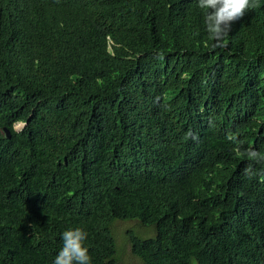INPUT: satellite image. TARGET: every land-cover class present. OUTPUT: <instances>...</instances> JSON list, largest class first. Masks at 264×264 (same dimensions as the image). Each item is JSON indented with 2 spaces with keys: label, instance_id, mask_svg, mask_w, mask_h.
<instances>
[{
  "label": "trees",
  "instance_id": "16d2710c",
  "mask_svg": "<svg viewBox=\"0 0 264 264\" xmlns=\"http://www.w3.org/2000/svg\"><path fill=\"white\" fill-rule=\"evenodd\" d=\"M194 2L0 0V264L76 227L118 264L116 222L140 264H264V3L220 48Z\"/></svg>",
  "mask_w": 264,
  "mask_h": 264
},
{
  "label": "clouds",
  "instance_id": "9594fccd",
  "mask_svg": "<svg viewBox=\"0 0 264 264\" xmlns=\"http://www.w3.org/2000/svg\"><path fill=\"white\" fill-rule=\"evenodd\" d=\"M194 4L203 11V24L207 34H209L214 41L215 47L223 48L228 45L229 32L235 25L240 23L248 15L251 8H255L264 3V0H194ZM258 123H264L260 120ZM25 127V123H20ZM18 131V130H17ZM20 131V130H19ZM256 134L264 131L262 128H252ZM252 132V136L248 141L242 143L247 147L246 151L241 152L240 148L235 149L240 155L246 157L250 162L261 163L264 162V152H258L263 144L259 143ZM193 139H196L191 132L188 133ZM227 139L238 142V135L229 132ZM191 164V161H190ZM243 174L249 178L255 173L253 172V164L249 163L243 170ZM121 222H116L120 224ZM33 225H29L32 227ZM127 229L124 231L126 233ZM62 247L53 260V264H91V257L89 251L91 246L88 242V234L76 227L68 229L62 233ZM116 240V237H115ZM117 241V240H116Z\"/></svg>",
  "mask_w": 264,
  "mask_h": 264
},
{
  "label": "rangeland",
  "instance_id": "374dc122",
  "mask_svg": "<svg viewBox=\"0 0 264 264\" xmlns=\"http://www.w3.org/2000/svg\"><path fill=\"white\" fill-rule=\"evenodd\" d=\"M23 127L22 124L16 126V130H21ZM128 230L131 233H135L143 237H154L156 232L155 229L150 228L146 229L141 227L137 222H127L125 224H117L114 229V235L117 240V254L116 259L118 264H140V261L136 259L131 251V245L128 239L125 236V230ZM131 229V230H130ZM135 231V232H134Z\"/></svg>",
  "mask_w": 264,
  "mask_h": 264
},
{
  "label": "water",
  "instance_id": "95a60500",
  "mask_svg": "<svg viewBox=\"0 0 264 264\" xmlns=\"http://www.w3.org/2000/svg\"><path fill=\"white\" fill-rule=\"evenodd\" d=\"M4 131H5L6 135H7V137L10 139L11 136H12L10 130L5 128Z\"/></svg>",
  "mask_w": 264,
  "mask_h": 264
},
{
  "label": "bare ground",
  "instance_id": "6f19581e",
  "mask_svg": "<svg viewBox=\"0 0 264 264\" xmlns=\"http://www.w3.org/2000/svg\"><path fill=\"white\" fill-rule=\"evenodd\" d=\"M17 125H20V123H19V124H17ZM17 125H16V126H17ZM16 126H15V130H16ZM22 128H23V127H22Z\"/></svg>",
  "mask_w": 264,
  "mask_h": 264
}]
</instances>
